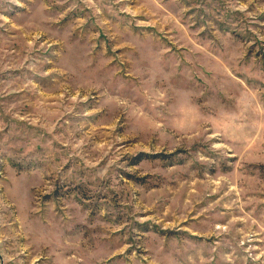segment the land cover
Returning a JSON list of instances; mask_svg holds the SVG:
<instances>
[{
	"label": "rangeland",
	"instance_id": "374dc122",
	"mask_svg": "<svg viewBox=\"0 0 264 264\" xmlns=\"http://www.w3.org/2000/svg\"><path fill=\"white\" fill-rule=\"evenodd\" d=\"M0 264H264V0H0Z\"/></svg>",
	"mask_w": 264,
	"mask_h": 264
}]
</instances>
